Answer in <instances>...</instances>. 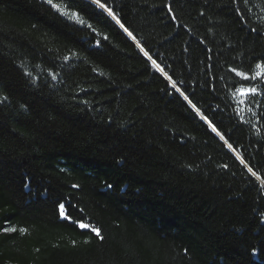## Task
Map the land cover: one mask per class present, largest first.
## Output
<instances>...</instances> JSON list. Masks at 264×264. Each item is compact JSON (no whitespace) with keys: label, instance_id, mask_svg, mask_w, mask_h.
<instances>
[{"label":"trees","instance_id":"obj_1","mask_svg":"<svg viewBox=\"0 0 264 264\" xmlns=\"http://www.w3.org/2000/svg\"><path fill=\"white\" fill-rule=\"evenodd\" d=\"M54 2L0 0V264H264V0Z\"/></svg>","mask_w":264,"mask_h":264},{"label":"snow or ice","instance_id":"obj_2","mask_svg":"<svg viewBox=\"0 0 264 264\" xmlns=\"http://www.w3.org/2000/svg\"><path fill=\"white\" fill-rule=\"evenodd\" d=\"M46 2L53 8H55L57 11H64L63 9H61L60 5L55 3L54 0H46ZM93 3L97 4L99 7L101 8H105V5L103 3L100 2V0H93ZM106 11L109 12V15H113L111 13V10L109 9H106ZM64 14L66 15H72V16H76L75 13H67L65 12ZM115 18V17H113ZM80 23H83V21H80ZM125 31H127V29H125ZM129 35H131V33H129ZM257 69H260V71H258L256 73V76H253L252 78L255 79L257 76H264V65H257ZM237 75H240L242 76L243 78L247 79L248 77L246 75H244L243 73H240V72H237ZM248 93H252V94H255L256 93V89L255 88H252V89H249L248 90ZM246 94V93H245ZM185 99H187V97H185ZM249 171H251V169H249ZM253 175H256L255 173H253ZM111 185H109L110 187ZM61 207V210L63 209V205L60 206ZM61 215H63V211L61 212ZM79 227L82 228V229H89L90 231L94 232L95 235L100 238L101 240L103 239L102 235H101V230L98 229V228H95L94 226H91V225H87V224H83V223H80L79 224ZM5 231H9V232H15L16 229L15 228H7L5 229ZM21 232H23V229L20 230Z\"/></svg>","mask_w":264,"mask_h":264}]
</instances>
